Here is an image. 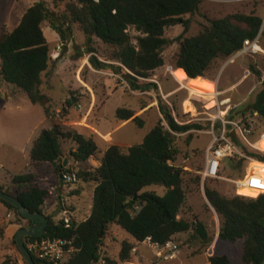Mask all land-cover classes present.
Instances as JSON below:
<instances>
[{
  "label": "trees",
  "instance_id": "trees-1",
  "mask_svg": "<svg viewBox=\"0 0 264 264\" xmlns=\"http://www.w3.org/2000/svg\"><path fill=\"white\" fill-rule=\"evenodd\" d=\"M200 4L201 0H37L25 11L13 31L2 28L0 81L14 86L32 105L41 107L52 123L33 141L31 167L37 169L50 165L57 176H60L59 172L62 176L69 174L67 165L63 167V146L66 143L74 145L69 151V160L75 164L88 163L101 154L92 136L74 130L64 131L61 121L52 119L49 114L54 103L42 91L44 75L50 67L49 48L42 29L44 22L49 24L62 43L68 41L72 26L77 25L84 35L90 66L96 71L121 75L132 91L143 92L149 86L144 80L164 65L162 53L168 45L164 38L165 30L181 25L185 34L189 21L182 18L198 13ZM48 5L53 9L62 6L63 11L55 13ZM206 23L197 35L176 39L179 50L174 66L190 81L203 79L218 60L234 56L241 51L245 41L252 42L259 37L263 21L254 14H234L207 20ZM130 29L139 36L132 39ZM93 38L110 50L103 57L104 61L98 60L91 47ZM254 74L261 78L259 73ZM72 104L67 101L65 106L71 108ZM158 108L167 128L160 120L141 144L126 151L110 146L103 153L97 168L74 173L77 181L94 186L90 214L85 221L77 223L69 219L66 228L65 219L55 221L45 216L48 225L42 238L65 239L71 243L73 251L66 264H96L101 259L106 264L129 262L135 257L132 249L146 238L164 245L172 242L176 235L188 232H192L202 248L208 250L213 237H210L207 228L195 218L191 221L180 218L187 200L185 172L175 166L178 151L173 135L201 131L202 128L179 125L167 108L160 105ZM246 113H256L258 119L264 122V79L261 90ZM133 116L132 111L124 109L115 113L119 122L131 119L134 123L138 122ZM236 144L245 157L264 164L263 153ZM235 160L242 161L241 158H234L228 163L232 166ZM200 177H194V182L198 183ZM35 181L34 173L15 175L11 179L15 193L10 194L2 188L0 191L13 196L30 213L43 214L42 208L49 192L36 185ZM60 185L61 189L64 183L61 181ZM150 186L164 188V195L141 193ZM259 193L250 190L241 196L226 197L204 186L205 197L218 217V240L240 244V264H264V195ZM0 203L16 218L30 225V221L21 217L12 205L2 200ZM111 226H116L132 239V242H121L117 261L106 255L102 257L100 252L104 246V234ZM101 229V238L98 239ZM27 239L37 238L26 237L23 242ZM32 259L35 264H42L34 257ZM2 264L19 263L5 257ZM208 264H231V260L227 256L212 255L208 257Z\"/></svg>",
  "mask_w": 264,
  "mask_h": 264
},
{
  "label": "rangeland",
  "instance_id": "rangeland-1",
  "mask_svg": "<svg viewBox=\"0 0 264 264\" xmlns=\"http://www.w3.org/2000/svg\"><path fill=\"white\" fill-rule=\"evenodd\" d=\"M32 2L33 0H0V31L2 28H5L8 31H13L18 25L20 14L27 10V8L31 6ZM48 6L49 9L55 13H61L63 11L62 6L57 9H53L51 5ZM234 14H254L264 21V4L262 5L260 1L251 4H222L211 2V0H201L198 13L193 16H185L182 18L184 21H189L188 29L185 34L181 25L170 27L165 30L164 38L168 41V45L162 53L164 65L162 68L152 73L149 79L144 80V82L148 83L149 86L145 88L143 92L132 91L127 83L122 79L121 75H114L112 73L107 75L102 73V76L98 75L96 76L97 78L92 79L93 83L98 82L94 91L96 92V98L104 102L103 107L101 106V103H99L100 101L96 102L94 105L92 104V101L90 100L91 93L88 91L87 93H83L81 89H78L82 78L89 81L87 68H85L84 65H87L88 63V66H90L88 62L89 54L85 48L84 35L80 31L79 27L77 25H73L71 28L70 38L67 42L62 43L59 36L51 30L47 22L42 24L44 37L49 48L50 64L55 61H58L57 66L59 67L60 64H62L58 77L52 79L50 93L56 103L53 104V108H51L49 114L52 116V119L61 121L64 131L74 130L85 136H92L94 139L96 137L99 139L98 145L102 151L115 144H121V146H123L122 149L126 151L128 147L141 144L144 137L152 130L158 121L161 120L162 124L167 128L166 123L163 121V117L160 114L158 108L159 105L167 108L179 125L189 124L202 128L201 131L173 134L175 146L178 151L175 166L182 168L185 172L184 185L187 200L185 206L180 212V218L189 221L193 218L197 219L207 228L210 237H213L217 230V215L205 197L204 186L214 189L226 197L240 195L243 192L248 193L250 189L245 188L243 191V188L246 186L244 184H247L246 182H243L242 185L244 186H241L237 192L235 183L243 181L244 178L248 176L246 179L247 181H249L250 178H259L263 180L262 185H264V170L261 169L262 167L260 168L258 166L250 168V165L257 161L247 157L242 159V161H232V166L228 163V160H224V170L220 175V179L204 180L200 177V173L203 171L205 155L203 150L210 143V136L200 135L208 132V128L210 127V115L212 120L213 116L217 114L216 112H219V110L225 112L224 110L229 108V106V110L232 109L231 113L233 115H243L248 111L250 103L245 105L243 104L241 106L242 109L238 110V108H234L232 104L234 101L236 102L239 100V97L232 96V99L227 101L226 104L221 107L220 103L223 101L219 103L216 99L212 100L208 97L205 98V96H209L210 94V96L215 97L212 93L209 94L207 92L213 88L211 83L202 79L198 81H187L179 70L171 69L172 72H170L169 68L172 66L174 68V59L179 50V43L176 39L181 36L188 38L197 35L198 32L201 31L202 27L207 25V20L220 19L224 16ZM262 29V32L264 33V27ZM129 35L132 39L139 36V34L133 29L129 30ZM262 36L263 38L259 41L258 46L264 52V34H262ZM57 47H60L59 51L57 50ZM64 47L69 48L70 54H67L68 49L65 52L63 51ZM91 47L94 49L99 61H104L103 57L110 53V50L96 38L92 39ZM235 55L228 59L218 60L206 74L205 80L213 79V76L226 65H235L239 68L244 66L245 69L249 71L251 77L247 79V81L243 82V84L238 88L242 89L247 85V82H250L251 87L248 88L247 92L248 97H250L253 94L252 91H255L256 89L255 86H258L260 89L262 88V81L264 79V54H258L255 58L248 56L244 58H235ZM61 59L62 62H59ZM232 60L234 64H231ZM259 64L261 67H258ZM54 65L52 64L50 66V71L44 75V85L52 78L53 69H55ZM167 66L170 67L167 68ZM125 72L129 73L128 71ZM255 72L260 74V79L255 76ZM85 77L87 78L85 79ZM154 79H157L159 84L153 82ZM257 82L260 84L258 85ZM68 86H71L73 90L65 92L66 90H64V88H67ZM216 86H218L217 83ZM8 87H11L10 89L12 90L18 91L14 86L9 85ZM190 90L200 92L203 94L201 95L202 98L195 97ZM234 94L238 96V93L235 92ZM220 98L223 99V96ZM67 101H71L73 103L71 108L65 106ZM101 107V114L105 117V119H110V117L113 116L118 109H124L132 111L134 115L133 118H137L139 121L134 123L131 119V123L126 128L115 133H107L110 131V128H104L105 125H108V123L104 121L103 129L105 131H103L100 126L101 130L97 129L100 131V134H98L97 132H94L92 128H94V126L101 121L97 119L101 117V115L99 114L98 116H95L94 113L95 110L97 111ZM211 107L212 110L208 111L207 109ZM189 108H191V111L187 112ZM262 124L264 126L263 121ZM194 137L196 138L194 139ZM68 145L67 147H69ZM256 146L264 149V138ZM31 147L32 145H30V148ZM11 148L12 147L2 148V145L0 146V154L2 153L4 156L3 160L0 159V164L3 166L1 171L3 177L9 180V184L11 183L10 174H19V172H23L24 166L23 161L21 160L22 155L13 151ZM71 149L73 148H70V150ZM260 151V153L264 154V151ZM26 156L29 158L28 155ZM94 158L97 160L99 159L98 156L91 158L92 160L90 159V165L87 163L76 165L72 162V164L68 166L67 170L69 173L91 170L96 165L93 163ZM46 170L47 169L41 170L40 175L45 174V176L49 175L50 177V174L47 173L48 170ZM197 176L200 177V180L198 183H195L193 178ZM57 183L58 179L55 174L54 179L48 182L46 186L51 188L52 185L56 186ZM252 190L254 192H259L256 189ZM6 191L10 192V194L15 193L10 186L6 188ZM62 191H67L68 197H66L61 203V200L57 198V196H59ZM144 192H155L159 196H163L165 193L164 188L158 186L147 187L143 189L141 193ZM48 197L46 212L48 216L55 221L63 219L65 215L63 214L62 209L65 207L68 213L75 211L73 217L79 222L86 219L90 213L92 188L81 181L76 180L73 183L63 185L61 189L56 187L53 196ZM0 205L5 210L6 214L13 213L5 208L1 203ZM1 216L0 222L2 221ZM23 221L24 223L21 224ZM14 223H20L21 228H27L29 225L27 221L16 217L14 218ZM13 229L14 234L9 235L8 238H5L6 236L3 229H0V247L1 251L5 254L3 259L5 257H10L11 259L16 260L19 264H24L23 258L14 245V237L19 230H15V227H13ZM188 233L184 234H188L190 237V248H183L185 243H181L180 238H178L180 240H173L174 242L172 241V243L177 246L178 250L182 249L175 252L174 260H167L165 262L161 261L159 262L160 264H208L206 257L208 250L203 249L200 242H195L196 237L192 232ZM128 237L129 236L124 231L116 227H109L104 234L103 245L105 249H108V241L115 242L117 239L119 241H124L123 238ZM239 248V243L230 244L222 242L221 246H218L215 254H210V256L216 254L224 255L230 258L231 264H240ZM137 249L138 252L147 259L146 263L143 264H154L155 257L153 252L147 251L144 246H138ZM102 253V257L108 255V253L104 250H101V254Z\"/></svg>",
  "mask_w": 264,
  "mask_h": 264
},
{
  "label": "crops",
  "instance_id": "crops-1",
  "mask_svg": "<svg viewBox=\"0 0 264 264\" xmlns=\"http://www.w3.org/2000/svg\"><path fill=\"white\" fill-rule=\"evenodd\" d=\"M36 2H37V0H35V2L33 0V2L31 3V6L34 3H36ZM262 4H264V2ZM25 11H23L20 14L19 22H20L22 16L24 15ZM19 22H18V24H19ZM262 31H263V29L261 30V34L259 36L258 45H259V41H261V38H263L262 34H264V33ZM67 49H68V53L67 54H70L69 48H67ZM259 49H260L259 52L257 54H255V55L238 52L235 55V58H238V57H240V58L243 57L244 58V57H247V56L255 58L256 55L258 56V54H264V52L261 50V48H259ZM60 61L62 62V59L59 60V62ZM57 62L58 61H55L54 63L50 64V66L52 64L53 65L55 64L54 65L55 69H53L52 78L47 82V84L42 86L43 93L45 95H47L49 98H51L53 103H56V102L54 101V99L52 97V94L50 93L51 83H52V79L53 78L58 77L60 69H61L60 67H62V64H60V67L57 66ZM231 64H234L233 60L231 61ZM84 67L87 68V75H89V81L88 80H84L82 78L81 84L79 83L80 86L78 87V89H81V91L83 93H87V91L89 93H91L90 100L92 101V104L94 105L96 102L100 101L99 103H101V106L103 107L104 102L102 100H98V98H96V92L94 91V89L98 85V82L97 83H93L92 79L93 78H97L96 76H98V75L102 76L101 75L102 73L108 75L110 72H106L105 73L104 71H96V70L92 69L90 66H88V63H87V65H84ZM168 67H170V66H167V68ZM258 67H261L260 64L258 65ZM50 68L51 67H49L47 72L50 71ZM171 69L175 70L176 68H175V66H174V68L172 66ZM263 75H264V73H263ZM87 77H85V79ZM250 77L251 76H250L249 71L247 69H245L244 66H241V68H239V67H237L235 65H226L224 68H221L219 70V72H217L213 76V79L205 80V77H204L202 80H204V81H206L208 83H211L213 85L212 90H209L207 92L208 93H212L213 96L215 95V99H216L217 102L219 101V103H220L221 101H223V102L220 103L221 107H223V105L226 104L227 101H230L232 99V96H234V97H239L238 98L239 100H237L236 102L234 101L232 105H233L234 108H236V109L238 108V110H241L242 109L241 106L243 104L244 105L248 104V103L252 104V102L254 101L256 95L261 90L258 86L257 87L255 86L256 89H255V91H252L253 94L250 96L251 97L250 98L247 95L248 88L251 87V83L250 82L249 83L247 82V85L244 86L242 89L238 88L240 85L243 84V82L247 81V79H249ZM154 78H156V77H154ZM188 80L189 79H187V81ZM153 82H155L156 84H159L157 79H154ZM216 83H217L218 86H216ZM257 83H258V85L260 84L259 82H257ZM8 86H9L8 84H5V83L0 81V146L2 145V148L12 147L11 149L13 151H15L17 153H20L22 155L21 160L23 161V165H24L23 166V172H19V174H10V173H8V174H10V180L15 175H23V174H27V173H34L36 175L35 184L40 186V187H42V188L47 189L48 192H49L48 196H53L55 188L57 187V188L60 189V186H61L60 185L61 180L59 179V176H57L58 183H57L56 186H54L52 184H51L52 185L51 188L46 186L48 182H50L51 180L54 179V175L57 174L55 169H54V167L50 166V165H43L42 167H39L37 169H33L31 167V161H30V153H31V149H32V147L30 148V145H33V141L39 136L40 132L42 130H44V129L50 128L52 126V123L45 116L44 111H43V109L41 107L32 105L30 103V101L22 93H20L19 91L12 90V89H10L11 87L9 88ZM218 87L221 89V91H220V89ZM64 90H66L65 92H67V91H71L73 89H72L71 86H68L67 88H64ZM186 90H188V89H186ZM190 92L193 93V95L196 94L195 97L202 98L201 95H203V94H201L200 92H197V91L193 92L192 90H190ZM235 92L238 93V96L236 94H234ZM221 96H223V99L220 98ZM102 107L100 109H98L97 111L96 110L94 111L95 116H98L99 114L101 115V117L97 118V119H99L101 121H99V123H97L96 126H94V128H92L94 132H97L98 134H100V131L97 130V129H100V126H101V129L103 131H105L103 129L104 121L106 123H108V125L107 126L105 125L104 128H107V127L110 128V131L107 132V133L119 132V131L123 130L124 128H126L131 123V120H128V121H125V122H119L115 118V114L113 116H111L110 119L109 118L105 119V117H103L102 114H101ZM184 108H185V106H184ZM229 109H230V106H229V108H226L224 110L225 112L219 110V112H216L218 115L215 114L213 116V119L219 117L222 120L231 121V122H240V121H242L244 119L252 120L255 124H254L253 134L250 137V141L255 146V148H257V151H260V150L264 151L263 148H259V147L256 146L264 138V126L262 124V121H260L258 119V117H254V116H252V115H250L248 113H244L243 115L235 116V115H233L231 113L232 109L231 110H229ZM207 110L208 111L212 110V107L208 108ZM190 111H191V108H189V110L187 112H190ZM210 119H211V115H210ZM199 133H201V132H199ZM202 135L210 136V143H211L212 137H211V134H210L209 130H208V132H206L204 134H201L200 136H202ZM195 138L196 137H194V139ZM94 141L96 142L97 146L99 147V145H98L99 139H97L95 137ZM210 143L203 150V153H205L207 148L210 146ZM68 144H64V146H63V150H64L63 163L66 160L67 167L72 164V161L69 160V158H70L69 150H70V148H74V145H72L71 143H68ZM67 145L69 147H67ZM112 146H118L121 149L123 148V146H121V144H115V145H112ZM128 148H130V147H128ZM100 151H101V154L98 155L99 159L97 160L96 158H94V160H93V163L96 164L95 167H93V168H97L100 165V160H101L102 155L105 152V150L102 151L100 149ZM123 151H125V150H123ZM26 155H28L29 158H27ZM0 159H2V160L4 159V156L2 155V153L0 154ZM91 160L87 163L88 165L91 164ZM204 163H205V161H204ZM204 163H203V168H204ZM253 166H258L260 168L262 167L261 169L264 170V164H261V163H258V162H254V163H252L250 165V168H252ZM2 168H3V166H2V164H0V188L5 189V191H6V188L10 186L14 190V187L11 185V183L9 184V180H7V178L3 177V174H2V171H1ZM44 169L48 170V171L47 170L46 171H47V173L50 174V177H49V175L45 176V174H41L40 175V171L44 170ZM260 181H261V183L263 182L262 179H260ZM86 185H88V184H86ZM244 185H246V186L243 188V191H244L245 188L252 190L251 188H249L247 186V184H244ZM244 185H242V187ZM88 186L92 188V193H93L94 186H92V185H88ZM66 197H68L67 196V191H62V193L59 196H57V198H59L61 200V203H62V201L65 200ZM47 198H49V197H47ZM47 198L45 199L44 206L42 208V211H43L42 215H44V216H48V214L46 212L47 206H48V203H47L48 199ZM62 212L65 215L63 217V219H66V220L73 219L77 223H80L79 221H77L73 217V215L75 214V211L72 212V213H68V211L66 210V207H65V208L62 209ZM0 216H1V220H2L0 222V229H3V231L5 233V236H6L5 238H8L9 235L14 234L13 233L14 232L13 227H15V230H19L21 228L20 223H18V224L14 223V218H15L14 214L13 213L6 214L5 210L1 207V205H0ZM48 217H50V216H48ZM86 219L82 220L81 222L85 221ZM216 219H217V230L215 232V235L213 236L212 243L209 246L208 252L206 254L207 262H208V257L210 256V254H213V253L215 254L218 246H221V244H222V242L218 240L219 221H218L217 216H216ZM23 223H24V221L21 224H23ZM111 227H116V226H111ZM188 234L177 235V236H175L173 238V240L176 241V240H180L181 239L180 242L183 243V244L185 243V246L183 248H190V244H189V238L190 237H189ZM178 238H180V239H178ZM195 239H196V241H195L196 243L199 242L197 238H195ZM123 240H128V241L132 242V239L130 237L123 238ZM121 242L122 241H119L118 239L115 242L114 241L113 242L108 241V244H107L108 249H105V247L103 246L101 248V250H104L105 252L108 253V255L106 257L109 256L113 260L117 261ZM138 246H142L143 247V245H138L137 244V246L135 247L136 251H137V254L134 255L135 257H133L131 262L134 263V264L146 263L147 259L138 252V249H137ZM144 248L146 249V247H144ZM181 249H179L178 251H180ZM146 250L150 251L148 249H146ZM150 252H153V251H150ZM4 255L5 254H4V252L1 251V247H0V264H2V262H3ZM102 255H103V253H102ZM218 256H224V255H218ZM154 257H155L154 264H158L161 261H163V262L167 261L164 258L157 257L156 254H154Z\"/></svg>",
  "mask_w": 264,
  "mask_h": 264
},
{
  "label": "built area",
  "instance_id": "built-area-1",
  "mask_svg": "<svg viewBox=\"0 0 264 264\" xmlns=\"http://www.w3.org/2000/svg\"><path fill=\"white\" fill-rule=\"evenodd\" d=\"M93 1L98 2V0ZM257 1H260L261 4L264 2V0H211V2L222 4H251L256 3ZM262 25L264 27V21ZM258 40L259 37H257L252 42L245 41L240 52L252 55L257 54L259 52ZM57 50L59 51L60 47H57ZM169 70L170 72H172L171 68H169ZM252 116L258 117L256 113H253ZM209 123V132L211 134L212 140L210 146L205 151V163L200 176L204 180H217L220 179L224 160L246 158L236 143L257 151V148H255V146L250 141L255 123L249 119H244L240 122H231L222 120L219 117L212 120L210 119ZM247 177L248 176H246L243 181H238L235 183L236 192L242 186L243 182H246L249 188L257 189L260 192L259 195H264V185H262L260 179L250 178V180L247 181ZM75 181L76 176L74 173L63 175L62 182L64 183V185L73 183ZM64 221L67 228L68 222L66 219ZM138 245H143L144 247H146V249L153 251L157 257L164 258L166 260H173L175 257V252L178 250L177 246L172 242H167L164 245H158L153 243L150 238H146L142 242L138 243ZM24 246L30 256L34 257L42 264H66L70 253L73 251V248L71 247V243L69 241L59 238L49 239L40 237L35 240L27 239L24 242ZM131 253L133 255H136V248H133ZM96 264H106V262L101 259ZM119 264L134 263L129 261Z\"/></svg>",
  "mask_w": 264,
  "mask_h": 264
},
{
  "label": "water",
  "instance_id": "water-1",
  "mask_svg": "<svg viewBox=\"0 0 264 264\" xmlns=\"http://www.w3.org/2000/svg\"><path fill=\"white\" fill-rule=\"evenodd\" d=\"M66 50H67V47H64L63 51L65 52ZM129 73L131 74V72ZM65 165H66V160L63 163V167H65ZM59 174H60L59 179L63 181V176L61 175L60 172ZM0 200L12 205L14 208H16L19 211V214L21 217L30 221L31 224L28 228L19 229L18 233L14 237V241L16 244V248L18 252L20 253L21 257L23 258L24 262L26 264H35L32 257L30 256V254L28 253V251L26 250L24 246L23 239L26 237H29V238L43 237L44 234L46 233L48 220L42 214L30 213L27 209H25V207L21 205V203L17 199H15L13 196L6 194L2 191H0ZM40 222L42 223L41 226H40ZM101 234H102V229L100 230L98 239L101 238Z\"/></svg>",
  "mask_w": 264,
  "mask_h": 264
},
{
  "label": "bare ground",
  "instance_id": "bare-ground-1",
  "mask_svg": "<svg viewBox=\"0 0 264 264\" xmlns=\"http://www.w3.org/2000/svg\"><path fill=\"white\" fill-rule=\"evenodd\" d=\"M259 50H260V49H259ZM193 92H194V91H193ZM209 94H210V93H209ZM194 95H196V94H194ZM207 97L210 98V99H212V100L215 99V97H212V96H210V95H209V96H205V98H207ZM222 115H223V114H222Z\"/></svg>",
  "mask_w": 264,
  "mask_h": 264
},
{
  "label": "flooded vegetation",
  "instance_id": "flooded-vegetation-1",
  "mask_svg": "<svg viewBox=\"0 0 264 264\" xmlns=\"http://www.w3.org/2000/svg\"><path fill=\"white\" fill-rule=\"evenodd\" d=\"M30 224H31V223H30ZM40 225H42V223H40ZM29 226H30V225H29ZM29 226H28V227H29ZM28 227H27V228H28Z\"/></svg>",
  "mask_w": 264,
  "mask_h": 264
}]
</instances>
